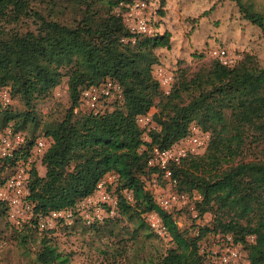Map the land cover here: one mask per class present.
I'll use <instances>...</instances> for the list:
<instances>
[{
  "label": "trees",
  "instance_id": "trees-1",
  "mask_svg": "<svg viewBox=\"0 0 264 264\" xmlns=\"http://www.w3.org/2000/svg\"><path fill=\"white\" fill-rule=\"evenodd\" d=\"M33 1L0 0V89L7 90L11 104L15 101L23 109L0 105V131L10 125L24 136V156L35 138L51 140L38 165L43 174H37L35 165L29 170L28 223L13 228L0 203V216L22 246L35 243L36 233L41 236L36 247L25 252L27 264H67L47 237L51 231H36L35 219L73 207L108 174L117 178L116 213L84 227L104 229L113 236L117 217H124L133 225L131 237L145 229L161 241L143 219L154 212L169 237L163 252L136 264H202L199 244L218 233L243 246L248 264H264V62L258 64L244 54L231 67L212 60L190 74L177 69L164 94L153 69L161 67L156 52L168 49L169 34L156 32L152 23L151 34L131 35L119 16L126 5L141 0H38L44 15ZM228 1L264 36V20L258 13L238 0ZM163 6L162 0L157 2L154 16L163 15ZM27 20L33 29L19 33L18 25ZM64 80L67 108L58 120L40 121L35 117L36 103ZM105 80L118 86L121 101L97 115L80 112V92ZM150 109H156L150 114L151 128H138L135 118ZM191 125L208 135L204 151L170 163L168 170L177 193L199 197L194 203L196 216L210 215L209 224L194 235L177 227L172 214L155 205L142 182L156 173L146 166L150 149L169 148L188 134ZM13 164L14 158L0 160V173L4 172L0 185ZM122 190L130 193L131 202L120 195ZM249 236L251 243L246 242Z\"/></svg>",
  "mask_w": 264,
  "mask_h": 264
},
{
  "label": "rangeland",
  "instance_id": "rangeland-1",
  "mask_svg": "<svg viewBox=\"0 0 264 264\" xmlns=\"http://www.w3.org/2000/svg\"><path fill=\"white\" fill-rule=\"evenodd\" d=\"M158 1L160 0H153L152 3L156 5ZM162 1L163 15L153 16L152 23L156 26V32H167L170 36L168 49L158 51L157 55L163 71L171 77L176 75L177 69L190 74L200 66L206 65L213 60L209 56L210 51L216 48L224 49L235 62L247 54L258 64H263L264 36L255 26L239 17L232 1ZM238 1L258 13L264 20V0ZM33 5L44 15L43 6L38 0H34ZM203 12L206 14L196 20ZM26 29H33L29 20L17 27L19 33ZM67 106L64 80L46 99L36 103L35 117L44 122L58 120ZM113 106L114 103H110L107 109H112ZM10 108L23 110L15 101H12ZM36 167L37 174L42 175V168L38 165ZM3 174L4 172L0 173V177ZM159 184L163 188L168 186L161 179ZM195 202L191 197H187L186 208L176 214L179 227L192 235L210 221L209 214L193 217L189 206ZM117 221L113 236L107 235V230L95 232V229L85 228L79 222H75L70 226L56 225L47 237L51 239L56 250L66 257L67 264H136L155 252H163L170 245L156 240L145 229L137 230L135 236L131 237L132 223L124 217H117ZM36 235L35 243L22 246L8 226L6 218L0 216V237L4 241L3 250L0 252V264H27L29 259L25 252L36 247V240L40 236L38 233ZM212 236L206 237L207 242H210ZM119 240L121 241L118 242Z\"/></svg>",
  "mask_w": 264,
  "mask_h": 264
},
{
  "label": "built area",
  "instance_id": "built-area-1",
  "mask_svg": "<svg viewBox=\"0 0 264 264\" xmlns=\"http://www.w3.org/2000/svg\"><path fill=\"white\" fill-rule=\"evenodd\" d=\"M152 1H134L126 5L120 14L117 13L128 33L134 36H143L154 32L152 20L155 5ZM209 56L227 67H231L235 62L221 48L211 50ZM153 73L163 93L168 94L172 83L171 75L163 71L161 67H155ZM120 101L121 94L118 86L110 80H105L80 92L77 109L85 114L97 115L110 110L107 109V105L110 106V103L115 104ZM10 104L11 100L7 90L0 89V105L7 107ZM135 124L138 128L147 131L152 126L150 113L136 117ZM142 137L146 141L144 134ZM207 141L208 135L201 132L196 126L191 125L188 134L169 148L164 150L151 148L148 153L146 166L155 168L156 173L142 178L144 188L151 194L152 201L160 210L172 214L173 223L177 227H179V223L176 214L186 208L187 197H191L196 202L199 197L195 193L186 195L175 191L174 182L170 180L168 165L170 163L176 164L187 156L201 154ZM50 143L49 138L37 137L24 156L22 153L24 136L13 131L11 126H7L0 131V160L14 158L10 176L0 185V203L6 206V218L8 223L15 229L28 223L32 217V204L26 199L28 174L33 165L40 164V159ZM160 179L167 183L166 188L161 187L159 184ZM116 180L114 174H108L95 184L94 190L89 196L77 202L73 207L38 215L34 224L36 231L47 232L58 224L70 226L75 222H79L83 226H90L112 218L116 213L118 201L115 192ZM120 195L127 202L132 201L130 193L122 190ZM189 210L195 218L194 204L189 206ZM143 219L153 235L166 243L169 241L168 234L160 218L154 212L145 214ZM246 242L251 243L252 237H246ZM2 246L3 241L0 240V249ZM198 254L202 259V264H248L243 246L234 243L230 235L218 233L212 236L210 242H207V240L201 241Z\"/></svg>",
  "mask_w": 264,
  "mask_h": 264
},
{
  "label": "crops",
  "instance_id": "crops-1",
  "mask_svg": "<svg viewBox=\"0 0 264 264\" xmlns=\"http://www.w3.org/2000/svg\"><path fill=\"white\" fill-rule=\"evenodd\" d=\"M159 51H161V50H159ZM156 55H157V52H156ZM157 56H158V55H157ZM152 111H153V109H150L149 113L151 114ZM42 174H43V169H42Z\"/></svg>",
  "mask_w": 264,
  "mask_h": 264
}]
</instances>
